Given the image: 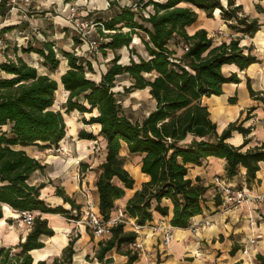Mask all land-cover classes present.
<instances>
[{
	"label": "trees",
	"instance_id": "obj_1",
	"mask_svg": "<svg viewBox=\"0 0 264 264\" xmlns=\"http://www.w3.org/2000/svg\"><path fill=\"white\" fill-rule=\"evenodd\" d=\"M235 1L225 0L223 4L222 0H137L133 6L116 8H112L115 3L110 2V13L95 15L91 20L102 39L98 44L100 54L105 56L107 50L113 52L98 80L88 75L95 73L91 61L75 52L62 49L55 52L49 42L41 49L21 48L23 53L38 54L42 58L41 65L49 73L58 69L61 62L58 55L66 61L67 70L60 76L63 90L67 92L64 112L88 114L90 117L82 120L84 124L99 127L97 135L79 130L77 137L87 141L101 137L104 143V160L99 165L95 183L98 213L104 222L110 219L115 202L135 184L124 167L120 155L122 145L129 154L140 156L139 172L147 178L124 207L125 214L140 226L150 222L156 212L161 216L171 214L169 225L184 229L192 217L201 214L207 187L197 178L192 181L187 174L191 166H200L208 157L225 161L226 178L234 177L239 168H243L246 183L254 181L259 163H264V142L243 152L251 132L250 127L243 126L248 117L229 123L218 134L202 99L221 95L225 83L239 82L235 73L222 74L223 65L233 64L242 71L258 60L251 55L250 48L244 52L239 38L214 45L204 29L192 35L186 32L197 19V10L204 11L210 19L214 11L219 10L222 20L234 22L229 28L252 37L259 29L258 21L242 15L241 6ZM256 9L264 13L259 6ZM8 11L7 0H2L1 14L4 16ZM135 37L140 40L146 56L137 54L131 47ZM171 42L187 46V51L177 56L176 51L169 48ZM74 43L80 41L74 39ZM123 48L129 52L126 64L121 63L118 53ZM119 76H127L130 82L123 88L124 94L148 90L154 106L140 121H132L123 113L114 91ZM57 89L54 79L38 73L18 56L0 63V219L2 205L17 212L37 211L60 214L71 220L79 218L71 216V212L78 213L80 206L64 196L59 188L56 195L70 204V210L49 207L40 199L44 185H32L29 178L42 166L23 150L14 149L32 145L50 149L65 138L64 116L53 108ZM247 89L253 96L249 83ZM232 132L244 137L240 146L226 143ZM164 199L170 201L171 210L162 205ZM126 228L124 224H115L110 227L109 237L99 240L94 257L100 264H112V259L106 258L112 250L126 257L124 264L137 261L136 251L122 250L137 238L135 232ZM53 235L47 220L37 216L24 241L13 247H0V264H46L44 260L35 262L31 252L44 247L43 237ZM77 237L70 238L61 256L54 258L51 264L72 263ZM255 260L264 264V256L260 254Z\"/></svg>",
	"mask_w": 264,
	"mask_h": 264
},
{
	"label": "crops",
	"instance_id": "obj_2",
	"mask_svg": "<svg viewBox=\"0 0 264 264\" xmlns=\"http://www.w3.org/2000/svg\"><path fill=\"white\" fill-rule=\"evenodd\" d=\"M110 1L106 0L104 4H101V8L97 12L88 11L82 21H91L95 15L110 13ZM222 2L225 4V0H222ZM72 3L73 0H29L27 7L23 4L18 5L19 9H23L27 13L25 18L19 11L5 13L4 16L0 12V37H6L7 43L13 47L11 50L0 53V63L6 61V59L14 60L18 56L29 66L36 68L37 64L41 65L42 58L34 52L23 53L21 48L41 49L45 42L52 43L55 52L62 49L80 55L82 51H85L87 48L85 45L74 43L76 37H70V30L74 29L68 19L70 16L69 8ZM235 4L241 6L242 15L258 21L259 29L252 37L229 28V24L234 22L222 20L219 10L214 11L211 19L206 18L204 11L197 10V19L186 28V32L188 35H192L197 30L204 29L207 31L208 37L212 38L214 45L228 42L230 38H239V46L244 49V52L247 53V49L250 48L251 55L258 60L257 63L251 64L242 71L233 64L223 65L221 67L222 74L229 76L231 73H235L239 82L225 83L222 85L221 95L202 99V103L208 109L210 119L216 124L218 134L229 123L244 120L246 116L248 117L243 126L245 128L250 127L251 132L247 136V144L242 149L244 152L264 142V13L256 9V6H259L264 10V0H236ZM116 6L120 5H112V8H116ZM52 10L60 11L59 15H52ZM209 22L210 25H208ZM2 29L5 31H2ZM216 34H222L224 37H216ZM77 39L82 42L81 38ZM135 40L139 41L136 37ZM176 44L171 42L169 48L176 51ZM131 47L135 49L137 54H140L132 44ZM122 50L128 52V49L123 48L118 53L121 54ZM111 53L113 57V52ZM140 55L146 56V53ZM58 57L61 59L56 74L58 79L52 78L49 75L52 73L48 74L47 69L41 65L46 70L42 74L49 75L54 79L58 84L57 91L59 90L66 97L67 92L63 90L60 76L67 70V63L60 55ZM247 83H249L250 89L254 93L253 96H250ZM142 91L148 93L147 89ZM95 113L93 112L92 115H95ZM95 127L98 131L99 127ZM2 129L5 130L6 127ZM81 129L75 127L74 134L68 135L71 138L73 151L74 144L94 142L79 140L77 133ZM243 141L244 137L241 134L232 132L226 143L237 147ZM122 147L125 148L126 155L134 159L137 171H139L140 156L129 154L125 145H122ZM14 149L23 150L42 166L41 170H36L31 174L29 183L44 185L40 190V199L47 206H61L66 210L71 209L69 203H65L61 196L56 195V188H59L64 196L72 199L75 205L80 206L79 212L73 210L71 216L75 212V216L78 215L80 218V215L84 213L82 217L85 218L87 197L91 192L94 196L93 209L98 213V195L95 183L100 169L98 165L91 166L89 150L85 152L74 151L75 154H79V163L82 161L79 165L74 160L64 161V159L54 155L44 157L51 148L42 149L37 145H32L27 147L15 146ZM85 155L86 160H83ZM82 164L85 166L83 167ZM187 177L192 181L197 178L201 184L207 187L201 214L192 217L187 228L171 227L172 237L166 246L160 244L161 234L151 236L148 229L144 228L138 237V241L142 243L146 254L139 255L137 261L132 264H258L255 256L257 254L264 256V163H259L256 177L249 184L246 183L243 168H239L234 177L226 178L225 161L215 157L206 158L200 166H191ZM216 177L224 184L230 185L235 192H242L247 199L234 207H229L228 204L223 202V193L214 181ZM146 180L147 178L140 174L139 182L135 181L134 187L126 189L125 195L115 202L110 217L115 215L118 208L124 210L126 201ZM162 205L168 206L171 210L169 200L164 199ZM2 213V219H0V247H13L20 241H24L30 229H27L17 220V211L9 206L2 205ZM170 215L161 216L154 212L152 220L147 222L146 225L156 224L160 220L165 225H169ZM40 217L47 220L48 226L53 230L54 235L43 237L44 247L31 252L35 262L40 260L46 262L49 258L60 257L63 248L67 246L70 240V238L68 239L69 234L74 230L77 233L75 237H78L73 246L75 253L71 264H100L94 257L100 239L90 236L83 225L77 226L68 223L69 221L76 223L79 218L74 217L75 220H71L60 214L49 213H40ZM205 221L209 224L205 225ZM5 224L8 229H6ZM252 239H255L254 244L249 243ZM244 247L248 249V257L242 255ZM35 253L37 254L34 255ZM106 258H111L112 264H124L126 262V257L117 254L115 250L109 252Z\"/></svg>",
	"mask_w": 264,
	"mask_h": 264
},
{
	"label": "rangeland",
	"instance_id": "obj_3",
	"mask_svg": "<svg viewBox=\"0 0 264 264\" xmlns=\"http://www.w3.org/2000/svg\"><path fill=\"white\" fill-rule=\"evenodd\" d=\"M105 1L106 0H73V3L71 6H74L75 13H74V16L68 17L70 24H72L74 26L73 27L74 29L70 30V37H76V39L80 38L81 35H80V31H79V28L77 25L80 22H83L82 20L88 11L97 12V10H99L101 8V4H104ZM107 1L109 2V0H107ZM136 1L137 0H111L110 2H114L115 5H120V6H133ZM157 1H162V0H157ZM146 10H150V8H147ZM59 12L60 11H53L52 10L51 14L54 16H57V15H59ZM24 14L27 16L26 12H24ZM86 22H88L91 25H89V27H88V34H87L86 38L83 39L81 37L82 42H80V43L85 45L87 48L85 47L86 48L85 51H82L80 55L78 54V56H82V57L92 61L95 73H94V75L93 74H88V75L92 79L98 80L99 75L106 70V68H107L106 66L108 64L107 61L112 58V53L107 50L105 56H102L100 54V52L98 51V44H99V42H101L102 39L100 37H98L96 29H95L96 27L94 26V24H92L91 21H86ZM210 24L211 23L209 22L208 25H210ZM221 36H223V35L222 34H216V37H221ZM1 38L3 39L4 43L6 44V48H5L4 52H6V50L13 49V47H11V45H9V43H7L6 37H1ZM139 41L135 40V38H134V41L132 42V46H134L136 48L138 53L144 54L143 46H142L141 42L139 43ZM181 47H182V44H178V45L176 44V46H175L177 56H180L182 54ZM121 54H122L121 60H120L121 63H123V64L128 63V52L125 50H122ZM36 68H37L38 73H40V74L46 72V70L43 69L40 64H37ZM57 73H58V70L54 74L53 73L49 74V72H48V74L52 78H55V79H58V76L56 75ZM129 85H130V82L126 76L118 77L116 79V85L114 88V91L117 93L116 98L119 100L121 107H122V110H123V113L126 116H128L132 121H140L153 108L154 103L150 99V97L148 96V93L146 91H134L130 94H124L123 88L127 87ZM65 100H66V97L64 96V94L58 90L55 93V103H54L53 108L55 110L61 111V113L64 116V120L66 118L65 124H66V134L67 135L65 136L64 140H62L59 143V145L57 147H51V149L47 151V155L45 154L44 157H47L49 155H54V156L60 157L61 159H64V161L71 159V160H74V162H77L78 158H79L78 157L79 154H77V153L75 154L74 151L79 150L80 152H85L86 150H89V162H91V166L92 165H98L99 166L101 164V162H103L104 154H105L104 143H103L102 138L100 139V137H97L96 141L90 142V143L89 142L88 143H79L78 145L74 144V147H73L74 151L72 150V145H71V140H70L71 138L68 135L74 134L75 127H76V129L82 128L81 130H86V132H92L94 135H97L98 131H97L95 126L84 124V122L82 121L83 119L87 120L90 117V115H82L76 111L71 112L69 114H65L64 108H63ZM67 122L70 124V126L68 125ZM71 126H73V128ZM36 149H38V148H36ZM120 153L124 159L125 169L128 170V172L134 178L135 181L139 182L140 173H138L139 171H137L134 159H132L131 157L126 155L124 147L121 148ZM83 160H86V155L84 156ZM81 162L82 161H80L79 165L81 164ZM89 193L90 194L87 197V201H89L90 203H93L94 202V196H92L91 192H89ZM85 210H86V208H85ZM72 215L75 216L76 213L74 212V213H72ZM82 216H84V213H83V215L82 214L80 215V218L78 221H76V223L71 222L69 220H68L69 221L68 223L69 224L73 223V224H76L77 226L80 224L83 225L84 227H86L89 235L93 237L91 229L89 227H87L85 224V218L86 217L83 218ZM17 220H19V219H17ZM7 225H8V223H7ZM7 225L5 224L6 229H8ZM126 227L128 229V226H126ZM76 234H77L76 231L72 230V232L68 236V239L75 237ZM125 248H130V247L129 246H127V247L123 246L122 250H125ZM36 254L37 253H35L34 255H36ZM52 261H53V259L49 258L46 260V264H51Z\"/></svg>",
	"mask_w": 264,
	"mask_h": 264
},
{
	"label": "built area",
	"instance_id": "obj_4",
	"mask_svg": "<svg viewBox=\"0 0 264 264\" xmlns=\"http://www.w3.org/2000/svg\"><path fill=\"white\" fill-rule=\"evenodd\" d=\"M29 0H7V4L9 5V11H19L22 16L25 18L26 15L24 14L25 11L23 9H19V4H23L27 6ZM70 16H74L75 8L74 6H71L69 8ZM88 22H80L77 26L80 31V38L83 39L86 38L88 34ZM6 48V44L4 43L3 39L0 37V53L4 52ZM182 53L187 51V46L182 45L181 47ZM76 164H79V161L76 162ZM215 183L218 185L220 190L223 193L224 199L223 202L228 204L229 207H234L241 202L245 201L247 197L242 192H235L230 185L224 184L223 181L219 180L217 177L214 179ZM85 195V194H84ZM93 203H90L89 201L86 204V218H85V224L87 227H89L92 231V235L94 238L98 239H106L110 235V227L115 224H124L125 226H128L129 231L135 232L137 234V238L129 244V247L136 251L138 256L146 254L145 249L143 248L142 243L138 241V237L141 235V232L144 228H147L149 231V234L152 236L154 234H161V242L160 244L162 246L168 245V243L171 240V226L165 225L162 220L157 222L156 224L152 225H143L140 226L135 223V220L129 218L123 209L118 208L115 212V215L113 217H110V219L106 222H104L94 209H93ZM18 213V219L19 221L27 228L30 229L33 225L34 219L40 215L37 211H22L17 212ZM205 225H208L209 223L207 221L204 222ZM147 236V235H146ZM255 239H252L249 241L250 244H254ZM242 255H245L248 257V249L247 247H244L242 250Z\"/></svg>",
	"mask_w": 264,
	"mask_h": 264
},
{
	"label": "bare ground",
	"instance_id": "obj_5",
	"mask_svg": "<svg viewBox=\"0 0 264 264\" xmlns=\"http://www.w3.org/2000/svg\"><path fill=\"white\" fill-rule=\"evenodd\" d=\"M59 95V94H58ZM65 120H66V118H65ZM68 123V122H67ZM68 125L70 126V124L68 123ZM95 126V125H94ZM97 126V125H96ZM72 128H73V126H71ZM71 131V130H70Z\"/></svg>",
	"mask_w": 264,
	"mask_h": 264
}]
</instances>
